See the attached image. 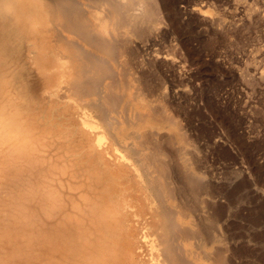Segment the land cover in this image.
Segmentation results:
<instances>
[{
  "label": "rangeland",
  "instance_id": "obj_1",
  "mask_svg": "<svg viewBox=\"0 0 264 264\" xmlns=\"http://www.w3.org/2000/svg\"><path fill=\"white\" fill-rule=\"evenodd\" d=\"M74 2L77 6L79 5L81 12L89 11L87 3L91 0H74ZM148 2L150 3L147 4ZM148 2L145 3L147 7L152 6L150 5L152 3L156 6L153 8L157 15L155 13L154 16L152 15L151 19L155 21L151 22L152 25L150 23L144 25L148 28L150 25L153 26H150L153 31L147 33L144 30L146 33L140 35L142 40L138 38L139 35L135 34L136 37L129 35L131 37L129 40L135 41L131 42L132 45L130 41L127 42L130 47L127 43L123 47L124 50L129 47L124 54L130 52L135 57L132 56L131 59L130 53L123 56L119 51L111 52L112 55L110 51L100 53L104 58L109 57L107 58L110 65L114 68H111L112 74L115 72L113 78H116L119 84V92H117L119 106L117 105L118 108L112 111L114 122L111 123L109 121L111 112L108 113L109 118L107 117L106 121L102 117L103 120H101L98 113L96 116L94 109L91 111L87 104L81 105L83 102L86 103V100L79 99L77 95H73L72 90H68L69 87H65L70 80L68 74L71 70L68 68L72 65L69 61L71 59H67L68 63L65 62L62 66L66 58L60 59L56 54L59 51L65 54L69 52L63 48L61 42L55 44V41L50 40L51 35H48L46 31L49 22L43 12L39 8L26 6L28 9L20 17L13 11L12 1L0 0V119L8 120L12 129L18 128L19 134L24 137L28 145L16 163L25 174L22 179L19 175L17 181L22 185L17 187L16 192L13 188L12 207L15 211L13 210L12 220L5 227L6 236L0 248L1 264H49L51 248L49 236L52 235V231L62 225L66 230L65 236L67 235L65 264H91L89 261L95 259L91 249L96 245V223L101 214V212L98 213L100 209L97 206L107 209L111 198L114 201H120L126 197L131 203L137 205L148 202L146 191L142 184L138 183L139 180L134 171L127 166L118 165L120 159L118 155L125 151L123 141L126 140L127 145L131 143L132 147L137 140L136 137L145 134L144 130L148 132V135L150 131L159 134V136L149 135H153L151 139L153 137L157 139L152 141L157 142L158 150L162 145L161 150L164 152L166 146L163 143L165 142L169 145L168 149L173 148L174 151L166 148L165 154L162 155V160L169 162L168 168L171 175L176 172L175 177L171 176L169 179L170 183L172 181L171 184L174 181L176 186L188 184L186 182L188 180L183 177L185 175L183 171L188 168L189 170H186L188 174L192 172L191 176L198 177L199 181H202L201 184L204 185L206 181L205 184L209 185L210 190L208 185H205L209 190H206L207 193L204 194V198L209 202V209L205 208V211L216 212V216L214 213L211 215L212 218L213 216L218 218V214L220 215L222 229L218 231L221 235L223 234L222 238L224 237L223 248L228 259L227 263L264 264V0H151ZM113 21L115 23V20ZM117 24L120 23H116L117 27H114L119 31ZM38 28L42 30L41 33L35 32ZM113 29L111 27V30ZM150 29H148L149 32ZM44 45H52L55 49L53 47L49 50L48 47H43ZM88 48L92 50L91 47ZM117 53L121 54V57ZM118 57L123 64L119 62L120 65H118ZM122 58L128 62L126 63ZM128 66L134 69L130 70ZM119 69L124 70L121 72ZM131 71L135 72L131 73ZM64 73H68L67 77ZM127 73L131 74L127 77ZM143 77H146L145 80ZM118 78L122 82H119ZM139 78H142L140 79L142 86L138 84ZM143 81L147 83V86L143 85L145 84ZM62 84H66L63 92L67 90L69 96L67 92L62 93V89L58 90L62 88L60 87V85L63 86ZM123 84L127 87L125 88ZM138 88L140 90L143 88V94ZM135 89L137 94L134 93ZM143 90H146L148 95H145L147 92L144 91V93ZM60 92L64 94L62 97ZM154 104H156L155 107ZM143 105H151L153 109L157 108V111L161 109L159 112L165 116L172 114L170 116L176 123L160 119L158 123L155 117L149 115L151 110L150 112L148 110L151 106ZM145 108H148L146 112L148 115L143 113L146 111ZM137 112L141 118H138ZM86 119L94 122L99 119L101 121V123L98 121L99 125L103 124V126L98 129L99 131H94L92 127L86 125ZM144 120L146 121L143 122ZM111 124L119 126V137L123 139L121 141L123 146H116L112 155ZM171 124H175L174 127ZM133 129L135 134L132 132ZM101 131L106 137L108 135L110 137H107V141L105 138L104 146H98L96 142L98 133ZM174 132L180 135L181 138L177 135L179 141L176 140ZM170 137L174 138L176 144L174 141L173 145ZM185 139L190 141V144L186 145L187 148ZM152 145L149 144V148L156 151L157 149L152 148ZM106 146L109 147L107 150L104 149ZM177 150L183 153L180 155ZM186 150L187 155L184 152ZM170 151L172 154H169ZM130 154L137 158L135 152L131 151ZM164 157H168L167 160ZM170 159H173V163ZM37 162L40 163L38 167ZM171 168L174 169V173ZM178 171L183 173L180 175ZM24 179L27 180L24 181ZM29 181L33 184L28 185ZM30 185L34 186V190ZM38 185L44 190L42 191ZM53 190L58 202L56 204L59 205L62 215L56 214L53 218H49L47 205L52 201L50 192ZM34 191L38 192L37 195ZM208 192L214 196L207 195ZM17 193L18 195H15ZM185 195L187 198L184 196L181 200L195 201L191 195ZM200 210H194L196 214L198 213L197 216ZM209 212L208 215L211 214ZM16 214L20 217L18 218ZM21 215L24 218L21 219ZM147 217L151 220V214ZM191 217L194 218V215ZM107 227L108 224L105 225V228ZM7 237L8 240H6ZM213 248H211L212 251H214Z\"/></svg>",
  "mask_w": 264,
  "mask_h": 264
},
{
  "label": "bare ground",
  "instance_id": "obj_2",
  "mask_svg": "<svg viewBox=\"0 0 264 264\" xmlns=\"http://www.w3.org/2000/svg\"><path fill=\"white\" fill-rule=\"evenodd\" d=\"M10 1H12V7L14 8L13 11L17 12V14L20 17L23 15V12L25 13V11L28 9L27 7L39 8L41 10V12H43L44 16L48 19L49 25L46 26L47 27L46 31H47L48 35L49 34L51 35L50 40L52 39L53 41H55V44H56V42L57 43L61 42L64 47L62 45L61 46L63 48H66L67 52H69V54H65L62 51H59V52L55 51V53L56 52L58 53V54H56V56L58 55V57L60 59L66 58V61H64L62 59L64 61V64L62 63V66L65 65V62L68 61L67 59H71L69 61H70V64H72L69 66L70 69L68 68V70H71V72L69 74L67 73L68 75H70L68 78V79H70L68 81V85L65 86L67 83L65 85L62 84L63 86L60 85V87H62V88H58V90L62 89V93L67 92V95H68L67 90H66V92H63L64 91L63 87L64 86L69 87V89L68 88L67 89L72 90L73 95H77L79 99H82V100L84 99L87 101L86 103L83 102L82 104L79 102L81 105L87 104L90 108L89 110L94 109L96 111V116L98 113L100 115V116L98 115V117H100V119L102 117L103 119H105L104 121H106V118L108 117V115L111 112V115H109L110 118L109 117L108 118H109V121H111V123H113L114 121H113V117H112V114H113L112 111L113 110L115 111L116 108H118L117 107V105H118L117 104L118 103L117 92H119V84L117 83V79L113 78V74L115 72L112 74L111 68H113V67H111L112 65H110V62L108 60L109 57L107 56L108 58L107 57L104 58V57H102L103 55H100V53H105V52L109 53V51H110V55H112L111 52L116 53L119 51L120 53L122 52L121 54L123 55L124 53H126V50L130 47L129 45L131 44V42L135 41V40H133V41L129 40V39H131V37H129V35H131V34H132V36L133 35L135 36V34L139 35L138 38L142 40L143 38H140L141 37L140 35L142 33L143 34L146 32L151 33V31H153L152 30L153 28H151V27H153V26H151L152 25L151 22H153L154 19L152 20L151 18H152V15L156 12L153 8L155 5H153V3L150 4V5H152L150 7H147L145 5V3H147L148 1H151V0H91V2H89V3L85 2L89 6V11L84 9V10H86V12L85 11L81 12L79 5L77 6V4L74 2V0H10ZM24 1H25V4H24ZM86 1H88V0H86ZM144 1H146V2L143 3ZM149 3L150 2H148L147 4H149ZM154 4H155V2H154ZM83 6H85V5H83ZM135 10H137L139 12L136 13ZM155 14L157 15V13H155ZM92 17L95 20L94 19L92 20L91 19ZM117 19H119V20H117ZM113 20H115V23ZM32 22H33V17L31 16V23ZM48 22H46V23H48ZM116 23H120L119 25L117 24L119 26V31L117 29H116L117 31L115 30V27H117V26H115ZM146 23H148V24L150 23L151 27L149 26V28H148V26H146L147 25ZM144 24H146V25H144ZM145 26L148 29L151 28L150 32L148 31V29ZM155 26H156V24H155ZM111 27H113L114 29L111 30ZM120 27H122V30H120ZM143 27H144V29H143ZM39 29L40 28L35 30V32L41 33L42 30H39ZM144 30H146V32H144ZM142 36H144V35H142ZM145 36H146V34H145ZM129 41H130V44H128ZM126 43L129 47L124 50L123 47L125 46ZM43 47H46V48L48 47L49 50H51V49H53L54 46L52 47V45L51 46L44 45ZM88 47H91L93 52H92V50L90 51L89 50L90 48H88ZM54 49H55V47H54ZM120 50H122V51H120ZM64 52H66L65 49H64ZM128 53H130V52H128ZM117 54H119V53H117ZM117 54H115V55H117ZM121 54H119L120 57H121ZM127 54H124V55H127ZM130 54H131V59H132V56L135 57V55H132V53H130ZM14 55L15 54H13V56ZM23 56H24V54H23ZM120 57H118V61H117L118 65H120L119 62H121ZM125 58H130V57L125 56ZM125 58H122V60H124ZM60 59H59V61H60ZM112 59H114V58H112ZM125 62L127 63L128 60ZM125 62H124V65H126ZM129 63H130V61H129ZM15 64L16 63H14V65ZM113 65L115 67L116 62ZM149 65H150V63H149ZM129 66H128V69H130V70L132 68L134 69V67L129 68ZM119 67H121V66H119ZM124 67L126 68L127 66H124ZM64 68H65V66H64ZM24 69H26V68H24ZM59 69H60V67H59ZM128 69H127V71H128ZM150 69H151V67H150ZM16 70H15V72H16ZM120 70L122 72V70H124V69H119V71ZM115 71L117 73L119 72L118 70H115ZM121 72H120V75L122 76L123 74H121ZM134 72L131 71V73H134ZM14 73H13V76L15 75ZM131 73H127L126 76L131 74ZM67 74H65L66 77H67ZM115 76H117V75H115ZM133 76L134 75L132 74V77ZM17 78H19V77L17 76ZM119 78H120V76H119ZM131 78H129V79H131ZM145 78L143 80H145ZM250 78H252V77H250ZM120 79H119V82L121 81ZM140 79H142V78H139L138 84H140ZM149 81H151V80H149ZM127 82H126V84H127ZM133 82H135V81H133ZM130 83H131V80H130ZM143 83H145V84H143ZM143 83H142L143 85L147 86L146 82L143 81ZM159 83H158V85H159ZM132 84L134 85L135 83H132ZM132 84H130V85H132ZM150 84H151V82H150ZM123 85H125V84H123ZM127 85H129V83ZM127 85H125V88L127 87ZM153 86H154V84H153ZM121 89H123V88L121 87ZM142 89L143 88H141V90L139 89L141 91V93H142ZM120 91H122V90H120ZM129 91H130V89H129ZM144 91L147 92L146 90H143V92ZM60 93H59V97H60ZM62 93H61V97L64 95ZM134 93L137 94L136 89H135ZM141 93H139V94L141 95ZM57 94H58V91H57ZM153 94L154 93H152V95ZM129 95H130V93H129ZM131 95H132V92H131ZM145 95H148V92ZM145 95H144V97H145ZM119 96L121 97V95H119ZM135 96H137V95H135ZM141 96H143V95H141ZM59 97L56 96V98H58V99H59ZM63 98H65V97H63ZM130 99L132 100V98H130ZM128 100H129V98H128ZM78 101H80V100H78ZM131 102H133V101H131ZM151 102H152V100H151ZM79 103H77V105ZM139 104H141V103H139ZM155 105L156 104H154V107H155ZM161 105L163 106V104H161ZM132 106H133V104H132ZM145 106H147V105H145ZM148 106H151V105H148ZM85 107H86V105H85ZM85 107H83V108L85 109ZM152 107L153 106H151V108L149 110H148V108L147 109L145 108L146 111L143 113H146L147 110L150 112V110H151V113L149 115H152L153 117H155V119H157L158 123H160V121L158 119H160L161 121L166 120V121H169L170 123H172V122L176 123L173 121L172 117L170 116L172 114L165 116V115L161 114V112H159L161 109L157 111L156 110L157 108L153 109ZM166 109H168V108H166ZM95 111H93L94 115H95ZM166 112L167 111L165 110V113ZM116 113L119 114L118 112H116ZM125 113H127V111ZM81 114H83V113H81ZM131 114H132V112H131ZM138 114H139V112H137V115ZM152 116H150V118H153ZM123 117H125V119H126V116L123 115ZM114 118H115V116H114ZM138 118H141V116L139 117V115H138ZM50 119H48V121ZM87 119L85 120L86 125L92 127L94 131H97L99 128H102L103 124H102V126L99 125L101 123V121H99V119H98V121L100 123L98 121L94 122V121H89L90 119L89 120H87ZM103 119H101V120H103ZM116 119L118 120V118H116ZM145 119H146V117H145ZM145 121L146 120H144L143 122H145ZM151 121L154 122V120H151ZM139 122H141V121H139ZM169 122H168V125H166L167 127L169 126ZM137 124H135V125H137ZM141 124H143V123L141 122ZM150 124H151V122H150ZM111 125H112V128H110V127H107V128H110V130H111L110 131L111 132V136H110L111 139L110 140H111V155H112V153H113L112 151L115 149L116 146L117 147L123 146V144L121 142L123 139H121L119 137L120 136L118 133L119 132V130H118L119 126H116V124H111ZM130 125H131V123H130ZM132 125H133V123H132ZM138 125H140V124H138ZM174 125H172V126L174 127ZM167 127H165V128H167ZM143 128H144V126L142 127V129ZM175 128H177V127L175 126ZM180 128L182 129V125L180 126ZM168 129H171V128H168ZM134 130L135 129H133V131H132L133 133L135 132ZM89 132H92V131H89ZM130 132H131V130H130ZM142 132H143V130H142ZM144 132H145L144 135L142 133H139V134H142V136L141 135L138 136L139 138L136 137L137 140H135L136 142H134L135 143L134 145L132 144V147L130 145L131 143L127 145L126 140L123 141V142H125L124 143L125 148L123 149L125 151L118 155V157L120 158L118 160L119 161L118 165H121L124 167L127 166L131 170L134 171V174L136 175V177L139 180L138 183H141L142 187L146 191V199H148V202H145L143 204L141 203V204L137 205L135 203H131V201L126 197L120 201H114L111 198V202L109 204V207L107 208L108 212H106L107 209L99 208V206H97V208L100 209L98 211V213L101 212V214L98 216L97 223H96V231H97V237L95 240L96 245H94V247L91 249V252L95 256V259H94V261L92 259L89 262L91 264H93V263L94 264H229V263H227L228 259L225 256L226 254H224V251H225L223 248V244H225L224 240H223L224 237L222 238L223 234L221 235V233L218 231L219 229H222V227L220 228V217H219L220 215L218 214L219 219L215 218L214 216L212 218L211 215H213V213H214L212 210H214V209L211 208L212 213L209 212V210L205 211V208L207 209L209 207L208 206L209 202L204 198L205 197L204 194H206L207 191L210 190L209 185L207 184L208 185L207 186L205 184V183H207L205 180H204L205 181L204 185L201 184L202 181L200 182L198 177L195 178V177L191 176V173H192L191 171H190L191 173L188 174V172L186 171L188 168H186V170L183 171L184 173L182 172L183 174H185L183 177H185L188 180V181H186V182H188V184L184 185L182 183L183 184L182 186H180V184H179V186H178V184L176 186V185H174L175 181L173 182V184H171L172 181L170 183L169 179L171 178V176L176 175V172L174 175H171V171L169 170L170 168H168L169 162L164 161V159L162 160V158H163L162 155L165 154L164 153L165 149L166 148H167V150L170 149V148L168 149L169 145L165 144L166 143L165 141H167V140L165 139V141H164L165 143H163L166 146V148H164V150H163L164 152H162V150H161L162 145L159 147L161 150L160 151L157 148L159 145L156 147L157 142L155 143L154 141H152V139L153 140H157V139H154V137L152 139L150 138L155 133H151V131H150L149 135L150 134H153V135L149 136L148 132H146V130H144ZM182 132H181V134H182ZM185 132L186 131H184V133ZM174 134H175V132H174ZM156 135H157V133L155 134V136ZM177 135H178V137H180L179 134H177ZM177 135H176V140L179 141L177 139ZM157 136H159V134ZM107 137H109V135ZM107 137H106V135H104L103 131H101L98 133L97 141L95 139L94 140L97 142L98 146H102V145L104 146L105 138L107 141ZM173 137H174V135H173ZM184 137H185V135H184ZM185 138L188 139L187 136ZM159 139H161V138H159ZM130 140H133V139L130 138ZM174 141L175 140H173L172 143ZM185 141H187L185 143V147H186L187 143H189L190 141L188 142V140H186V139H185ZM128 142H129V139H128ZM158 143H159V141H158ZM149 144H151V145L153 144L154 146L152 145V148L154 147L157 150L156 151L154 149L151 150L148 146ZM175 144H176V141H175ZM173 145H174V143H173ZM27 146H28L27 142L25 141L24 137L19 134L18 128L16 130L12 129V126L10 125L8 120L0 119V248L2 247L3 241H4L5 236H6L5 227H6L7 223L12 220L11 219L12 212H13V210L15 211V209H13L14 207H12V200H13L12 196L14 194L13 188H15V192H16L17 187L22 185V184L18 183L17 179L19 178V175L21 176L20 178L22 179V177L25 174L23 169L20 166H18L16 163L18 162V157L20 156L21 153H24L25 148ZM128 146H129V148H128ZM179 146H180V144H179ZM179 146H178V148H179ZM163 147H162V149H163ZM196 147L198 148V146H196ZM108 148L109 147L106 146L104 149L107 150ZM171 149H172V151H174L173 148H171ZM182 149H183V147H182ZM131 151H133V153L134 152L136 153L137 158H135L134 156H132V154H130ZM178 151L179 150H177V153L180 155H181V153H183L182 151L181 152L180 151L178 152ZM184 152L186 153L187 150ZM168 153L169 152H167V154ZM115 154H117V153H115ZM169 154H172V152ZM107 155H109V154H107ZM173 155H174V153H173ZM186 155H187V153H186ZM27 156H26V158H27ZM173 157H175V155ZM177 157H178V155H177ZM167 158H165V159L167 160ZM114 159H116V157H114ZM179 159H180V157H179ZM184 159H186V158H184ZM172 160L170 161L171 163H173ZM175 160H176V158H175ZM39 162H37V167H38ZM177 162H178V160H177ZM195 162H197V161H195ZM11 163L13 165H11ZM26 164H27V162H26ZM183 164H184V162H183ZM41 165H42V163H41ZM185 165H187V164H185ZM173 166L174 165H172V167ZM23 167H24V165H23ZM180 168H181V166H180ZM27 170H29L28 167H27ZM173 170L174 169H172V172L174 173ZM178 170H180V169L178 168ZM181 170H182V168H181ZM26 172H29V171H26ZM180 172L178 171V173H180ZM197 172H199V171L197 170ZM39 173L40 172H38V174ZM182 173H180V175ZM30 176H32V175H30ZM30 176H29V178H31ZM37 176L40 177L39 175H37ZM42 176H43V174H42ZM41 178H43V177H41ZM27 179H24V181H26ZM28 180H30V179H28ZM176 180H177V178H176ZM181 180H183V179H181ZM30 181L28 182V185L31 183ZM32 182H33V179H32ZM177 182H179V181H177ZM242 183H243V181H242ZM31 184H33V183H31ZM205 185L209 188V190H207L208 188L205 187ZM25 186H27V185H25ZM38 186H39V188H42V191L44 190L43 187H40V185H38ZM30 187H33V190H34L33 185L32 186L30 185ZM52 187H53V185H52ZM25 188H27V187H25ZM39 188H37V189H39ZM28 189L30 190L31 188H27V190ZM235 189H236V187H235ZM23 190H25V189H23ZM33 190L31 189V192ZM241 192H239V193H241ZM35 193L37 195L38 192H35ZM22 194H23V192H22ZM50 194H51V200L53 202L50 201V203H49L47 200V202H48V205H47L48 206V210H47L48 216H49V218H53L56 214H59L61 216L62 213L60 211V207H59V205L57 206L56 203H58V202H57L56 198L54 197V194H55L54 190L51 191ZM185 194L191 195L195 201H192L193 202L192 203L189 201L190 200L189 198H188L189 200H187L188 202H186L185 200H181L184 196H186ZM15 195H18V193ZM207 195L214 196L213 194L210 195L209 192ZM191 196H190V198H191ZM236 197H238V196H236ZM33 198H35V197H33ZM186 198H187V196H186ZM186 198H184V199H186ZM219 198H220V196H219ZM36 200H38V199H36ZM165 200L167 202H165ZM218 200H220V199H218ZM19 203H21V202H19ZM37 206H39V205H37ZM42 206H43V204H42ZM210 207H211V204H210ZM98 209H96V211ZM194 210H198V211L200 210L201 211L199 213V216H197L198 213L196 214V212ZM216 211H218V210L216 209ZM208 212L211 214L208 215ZM191 213H192V215H191ZM215 213H214V215H215ZM148 214H151V217H150L151 220L148 219V217H147ZM193 215H194V218L191 217ZM19 217L20 216H18V218ZM22 218H24V216L22 217V215H21V219ZM18 221H20V220H18ZM12 224H13V222H12ZM16 224H17V222H16ZM106 224H108L107 228H105ZM18 227H16V228L18 229ZM16 228H15V231L17 230ZM12 229H13V226H12ZM51 233H52V235L49 236V241H50V246H51V248L49 250V264H65V257L67 254V250L65 249V237L67 236V235L65 236V233H66L65 227H63V225L59 226L54 231H52ZM15 234H18V233L15 232ZM17 236H19V234ZM24 236L26 237L27 235H24ZM8 237H10V234H8ZM8 237L6 240H8ZM14 237H16V235H14ZM37 238H39V237H37ZM10 240H13V239H10ZM28 240H29V236H28ZM58 242H59V245H58ZM10 244H12V243H10ZM13 244H14V242H13ZM18 245H19V243H18ZM16 247H19V246H16ZM212 247H214L213 248L214 251L211 250ZM26 249H28V248H26ZM227 249H228V247H227ZM2 250H4V249H2ZM239 254H240V252H239ZM16 255H17V253H16ZM19 257L21 258V256H19ZM88 257H89V255H88ZM69 258H70V255H69ZM1 259L2 258H1V253H0V264H1Z\"/></svg>",
  "mask_w": 264,
  "mask_h": 264
}]
</instances>
